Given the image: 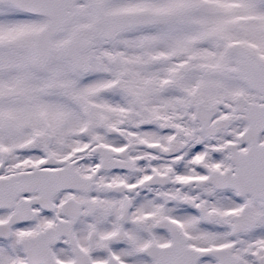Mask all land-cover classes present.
<instances>
[{"label":"snow or ice","instance_id":"obj_1","mask_svg":"<svg viewBox=\"0 0 264 264\" xmlns=\"http://www.w3.org/2000/svg\"><path fill=\"white\" fill-rule=\"evenodd\" d=\"M0 264H264V0H0Z\"/></svg>","mask_w":264,"mask_h":264}]
</instances>
